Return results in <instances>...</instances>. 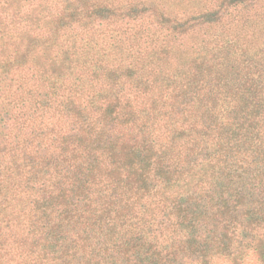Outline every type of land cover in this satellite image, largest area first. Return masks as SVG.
I'll return each instance as SVG.
<instances>
[{
    "label": "trees",
    "instance_id": "1",
    "mask_svg": "<svg viewBox=\"0 0 264 264\" xmlns=\"http://www.w3.org/2000/svg\"><path fill=\"white\" fill-rule=\"evenodd\" d=\"M0 264H264V0H0Z\"/></svg>",
    "mask_w": 264,
    "mask_h": 264
}]
</instances>
